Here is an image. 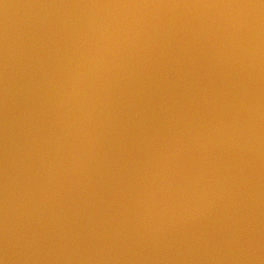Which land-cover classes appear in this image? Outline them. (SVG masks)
Instances as JSON below:
<instances>
[{
	"label": "water",
	"instance_id": "obj_1",
	"mask_svg": "<svg viewBox=\"0 0 264 264\" xmlns=\"http://www.w3.org/2000/svg\"><path fill=\"white\" fill-rule=\"evenodd\" d=\"M0 264H264V0H0Z\"/></svg>",
	"mask_w": 264,
	"mask_h": 264
}]
</instances>
